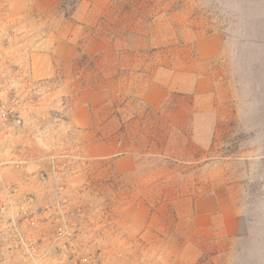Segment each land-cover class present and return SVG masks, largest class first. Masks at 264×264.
Here are the masks:
<instances>
[{
	"label": "rangeland",
	"instance_id": "1",
	"mask_svg": "<svg viewBox=\"0 0 264 264\" xmlns=\"http://www.w3.org/2000/svg\"><path fill=\"white\" fill-rule=\"evenodd\" d=\"M69 4L64 0H0V106L13 109L9 119L0 124V208H4L0 216V264H31L22 255L20 235L39 247L40 264L57 260L53 224L45 218L57 201L74 228L78 219L85 218L88 206L71 204L63 196L57 199L60 186L53 174L55 197L50 203L31 206L13 200L9 204L11 192V196L16 193L15 183L5 179L3 170L21 168L32 149L5 136L4 130L19 119L20 97L11 84L21 78L19 70L27 71L31 52L52 50L61 43V51L68 53L62 42L73 36V51L82 56L78 64L83 66L70 74L76 86L84 85L86 79L93 85L106 82L100 57L86 54L139 53L142 63L158 69L171 60L174 63L178 54H194L198 39L219 38L220 53L204 65L214 86L208 96L196 98L205 104L200 116L214 119V137L204 141L201 132L205 125L200 124L199 138L192 140L194 135L186 128L182 140L173 141L168 148L171 154L163 157L154 154L155 148L161 149L159 145L164 147L155 140L158 128L152 127L149 134L145 127L133 141L141 154L135 187L130 186L131 181L126 183L129 188H110L109 196L116 197L119 192L126 198L139 196L163 203L213 186L229 190L244 216L245 233L219 250L204 253L199 264H264V0H82L73 12ZM82 6L87 7L86 14L74 17ZM88 39H103V44ZM184 97L185 102L192 99V95ZM171 100L180 101L175 96ZM112 102L116 108L125 100L115 93ZM5 150L15 159L3 161ZM92 181L94 184L96 179ZM109 183L115 184L111 179ZM25 213L38 218V227L28 226ZM45 238L48 252L39 246ZM95 254L101 264L99 252Z\"/></svg>",
	"mask_w": 264,
	"mask_h": 264
},
{
	"label": "crops",
	"instance_id": "2",
	"mask_svg": "<svg viewBox=\"0 0 264 264\" xmlns=\"http://www.w3.org/2000/svg\"><path fill=\"white\" fill-rule=\"evenodd\" d=\"M86 11L82 6L74 17ZM75 40L73 36L62 42L68 53L61 51V43L52 50L31 52L27 71L19 70L21 78L11 84L20 97L19 119L4 130L5 136L32 148L21 168L3 169L5 179L15 183V203H50L55 197L53 174L60 186L57 199L63 196L71 204L88 206L85 218L76 219L74 244L99 252L101 264H199L204 253L242 237L244 216L229 190L213 186L163 203L126 198L119 192L109 196L110 188L135 187L141 154L133 141L145 127L149 134L152 127L158 128L155 140L164 147L159 145L154 154L163 157L171 154L168 148L182 140L186 128L192 140L199 138L200 124L205 125L204 141L214 137V119L200 116L204 103L196 98L208 96L214 86L204 65L220 53L219 38L198 39L194 54H178L174 63L158 69L142 63L139 53L86 54L100 57L106 82L93 85L86 79L81 86L70 75L83 68L78 64L82 56L73 51ZM115 93L125 100L122 107H113ZM181 95L192 99L185 102ZM174 96L178 103L171 100ZM11 158L15 156L8 150L2 153L3 161ZM110 179L115 184L110 185ZM44 240L39 246L48 252ZM54 252L53 264H61L64 253L59 246Z\"/></svg>",
	"mask_w": 264,
	"mask_h": 264
},
{
	"label": "built area",
	"instance_id": "3",
	"mask_svg": "<svg viewBox=\"0 0 264 264\" xmlns=\"http://www.w3.org/2000/svg\"><path fill=\"white\" fill-rule=\"evenodd\" d=\"M12 113V108L7 109L4 106H0V124H4ZM10 190L14 191L12 188ZM11 194L8 202L12 205L13 199ZM3 210L4 208H0V216L3 213ZM61 210L62 206L60 202L57 201L56 207L48 209V212H46L48 216H45V218H50L53 224V244L55 245V248H58L59 246L65 255L66 259L61 264H100L99 257L95 252L84 251L75 246L74 241L76 237V229L69 222L66 214ZM25 220L31 228L38 227V218L35 216L26 214ZM19 245L22 255L27 258L31 264H40L41 256L39 255V247L35 242L32 240H26L20 235Z\"/></svg>",
	"mask_w": 264,
	"mask_h": 264
},
{
	"label": "trees",
	"instance_id": "4",
	"mask_svg": "<svg viewBox=\"0 0 264 264\" xmlns=\"http://www.w3.org/2000/svg\"><path fill=\"white\" fill-rule=\"evenodd\" d=\"M65 2H70L71 4H69V5H71L72 6V9H71V11L73 12L74 10H75V8H76V5L79 3V2H81L82 0H64ZM69 15V14H68Z\"/></svg>",
	"mask_w": 264,
	"mask_h": 264
}]
</instances>
